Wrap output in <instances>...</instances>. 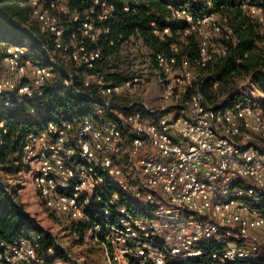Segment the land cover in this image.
I'll use <instances>...</instances> for the list:
<instances>
[{"label": "built area", "instance_id": "built-area-1", "mask_svg": "<svg viewBox=\"0 0 264 264\" xmlns=\"http://www.w3.org/2000/svg\"><path fill=\"white\" fill-rule=\"evenodd\" d=\"M145 2L30 0L50 42L46 65L0 40L1 105L41 102L48 89L65 100L51 114L33 109L42 127L22 139L23 172L107 264H264V101L209 108L199 89L201 70L236 45L228 18L168 5L163 25L119 29ZM250 14L264 38V8ZM79 101L91 103L88 116L75 114ZM7 135L0 121V148ZM46 235L1 243L0 264H51Z\"/></svg>", "mask_w": 264, "mask_h": 264}, {"label": "trees", "instance_id": "trees-1", "mask_svg": "<svg viewBox=\"0 0 264 264\" xmlns=\"http://www.w3.org/2000/svg\"><path fill=\"white\" fill-rule=\"evenodd\" d=\"M29 1L0 0V40L28 47L34 53V58L46 65L42 43L50 42L45 35L39 32L38 25L32 18ZM145 1L137 16L120 15L119 29L125 31L138 27L145 30L146 25L151 21H157L163 25L164 19L168 17V5L173 8L187 7L195 15L218 13L228 18L226 24L233 32L232 38L236 40V45L223 62L201 70L203 78L199 89L204 95V103L207 107H218L229 102L241 101L231 94H234L233 89L236 82L246 77H250L253 84L264 94V38L260 34L262 25L250 14L251 8H264L263 0ZM171 24L173 28L184 26L178 21H172ZM188 42L189 45L185 52L187 57L193 59L198 53V41L194 36H190ZM156 47L163 51L162 46L157 45ZM5 75L6 68L0 59V79ZM225 95H228L229 99L220 103V99ZM64 101L60 92L48 89L45 98L35 104L23 105L14 109H6L0 104V121H5L8 129L5 144L0 148V251L3 250L1 243L9 244L14 239L26 237L31 233L43 232V229L34 222L20 202L19 190L14 189L5 181L23 172L20 156L22 139L28 132L42 127L37 118L33 117V109L41 105L51 114L62 107ZM85 103L79 101L73 104L75 114L78 113L85 117L91 113V103ZM70 231L74 235L75 225L72 223ZM49 249H53V256H47ZM41 252L46 254L48 262L59 256L65 257V252L55 243L54 236L44 237ZM235 264L256 263L237 262Z\"/></svg>", "mask_w": 264, "mask_h": 264}, {"label": "rangeland", "instance_id": "rangeland-1", "mask_svg": "<svg viewBox=\"0 0 264 264\" xmlns=\"http://www.w3.org/2000/svg\"><path fill=\"white\" fill-rule=\"evenodd\" d=\"M233 92L231 96L234 95L237 100L264 101V94L253 84L250 77L238 80ZM228 99V95H225L220 99V103ZM5 182L19 190V200L24 204L27 213L40 228L51 233L63 248L65 257L59 256L57 262L51 261V264H77L76 261L80 264H107L99 250L71 234V222L67 217L54 215L43 206L37 192L30 184V177L26 171L8 178Z\"/></svg>", "mask_w": 264, "mask_h": 264}, {"label": "crops", "instance_id": "crops-1", "mask_svg": "<svg viewBox=\"0 0 264 264\" xmlns=\"http://www.w3.org/2000/svg\"><path fill=\"white\" fill-rule=\"evenodd\" d=\"M24 205V204H23ZM27 212V211H26Z\"/></svg>", "mask_w": 264, "mask_h": 264}]
</instances>
